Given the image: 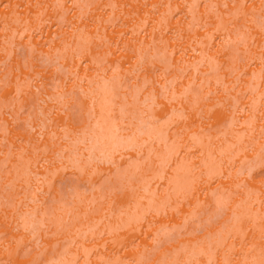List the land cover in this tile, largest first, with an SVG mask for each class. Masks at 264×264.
<instances>
[{"label":"rangeland","instance_id":"374dc122","mask_svg":"<svg viewBox=\"0 0 264 264\" xmlns=\"http://www.w3.org/2000/svg\"><path fill=\"white\" fill-rule=\"evenodd\" d=\"M0 264H264V0H0Z\"/></svg>","mask_w":264,"mask_h":264}]
</instances>
